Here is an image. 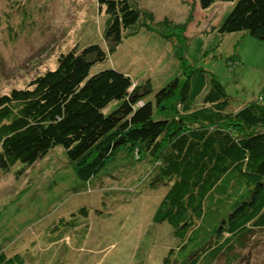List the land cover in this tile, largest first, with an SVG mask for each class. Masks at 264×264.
Here are the masks:
<instances>
[{
    "label": "trees",
    "instance_id": "16d2710c",
    "mask_svg": "<svg viewBox=\"0 0 264 264\" xmlns=\"http://www.w3.org/2000/svg\"><path fill=\"white\" fill-rule=\"evenodd\" d=\"M141 1L99 0L104 45L73 47L54 69L0 94V176L16 163L22 174L56 147L72 163L96 148L94 169L126 147L153 164L147 186L158 194L149 220L179 241L163 264H247L245 249L264 229V95L231 109L224 86L202 68L190 65L182 80L154 89L150 79L133 85L130 71L99 65L136 33ZM215 1L197 0L202 9ZM218 28L264 41V0H236ZM176 97L180 107L168 108ZM80 214L88 213L58 217ZM47 229L49 243L63 240L68 249L67 232L59 235L56 224ZM14 247L0 251V264H39L32 248Z\"/></svg>",
    "mask_w": 264,
    "mask_h": 264
},
{
    "label": "rangeland",
    "instance_id": "374dc122",
    "mask_svg": "<svg viewBox=\"0 0 264 264\" xmlns=\"http://www.w3.org/2000/svg\"><path fill=\"white\" fill-rule=\"evenodd\" d=\"M235 1L216 0L206 9L197 0L136 3L141 10L136 33L99 65L130 71L133 85L150 79L154 89L175 76L182 80L183 70L193 65L224 86L231 109L260 99L264 41L246 31L218 28ZM105 23L99 0H0V94L54 69L58 56L73 47L104 45ZM177 99L166 106L177 102L180 107ZM95 152L72 163L56 147L22 174L17 172L21 163L1 174L0 251L32 248L39 264H163L179 241L167 225L149 220L158 194L147 186L152 161L135 159L121 147L94 169ZM87 170L91 175L83 178ZM80 208L88 214L75 220L58 217ZM53 224L60 233L54 236L68 233V249L63 240L49 243L47 227ZM253 235L245 249L247 264H262L264 229Z\"/></svg>",
    "mask_w": 264,
    "mask_h": 264
}]
</instances>
